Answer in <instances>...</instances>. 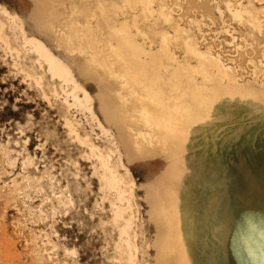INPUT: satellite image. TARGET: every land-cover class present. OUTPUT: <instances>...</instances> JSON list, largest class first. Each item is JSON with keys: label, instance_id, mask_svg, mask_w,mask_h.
Returning <instances> with one entry per match:
<instances>
[{"label": "rangeland", "instance_id": "1", "mask_svg": "<svg viewBox=\"0 0 264 264\" xmlns=\"http://www.w3.org/2000/svg\"><path fill=\"white\" fill-rule=\"evenodd\" d=\"M51 3L53 19L37 0H0V10L20 18L26 32L71 69L91 94L106 130L66 84L51 79L37 84L39 68L29 76L15 50L25 53L29 47L6 15L10 25L0 24V264H128L124 249L117 248L116 201L93 165L99 151L95 157L89 152L93 142L101 150L109 144L116 171L122 173V161L133 175L137 264H191L190 255L198 262L219 255L218 264H264V188L257 186L263 171L258 159L231 154L240 138L253 133L264 139V115L234 143L227 141L232 133L226 127L222 174L220 160L202 171L208 139L200 132L183 134L199 144L192 150L166 143L156 132L140 136L146 129L138 122L135 100L128 97L123 104L119 80L71 51L74 42L62 26L72 18L71 7ZM161 5L170 21L157 29L170 38L174 59L190 69L204 66L211 74L209 86L253 91V101L264 104V0H160L154 7ZM237 9L250 12L255 22L247 14L235 20ZM138 42L157 47L148 38ZM236 121L231 117V126ZM109 155L104 151L103 158L110 160ZM175 157L177 174L160 177L164 162ZM186 180L191 193L183 195ZM215 186L220 195L207 199ZM190 226L196 229L191 232Z\"/></svg>", "mask_w": 264, "mask_h": 264}, {"label": "bare ground", "instance_id": "2", "mask_svg": "<svg viewBox=\"0 0 264 264\" xmlns=\"http://www.w3.org/2000/svg\"><path fill=\"white\" fill-rule=\"evenodd\" d=\"M158 1L160 3V0H37V3L46 14L52 15V19L56 18V9L51 2L70 5L72 18L62 26L68 40L74 42V50L71 51L85 55L97 71L119 80L122 103L126 104L128 97L135 100L138 122L146 129V133H139L140 136L151 137L156 132L166 143L172 142L179 149L194 150L199 144L183 134L200 132L204 139H208V144L201 153L199 168L204 171L209 162L220 160L219 173L222 174L221 158L228 154L223 137L226 127H230L232 133L227 141L234 143L247 128L260 124L264 104L258 99L253 101V91L226 90L219 84L209 86L211 74L204 66L190 69L189 65L174 59L169 52L170 38L167 33L157 29L170 21L162 5L155 9ZM232 13L235 20L242 21L244 14H247L249 20L255 22L250 12L237 9ZM6 15L10 17L11 25L5 19ZM0 16L2 28L7 24L17 29L29 47L25 53L15 49L29 76L35 77L39 68L38 78H34L37 84L43 85L44 79L63 82L75 101L87 107L96 117L91 94L79 83L71 69L42 40L29 35L20 18L2 10ZM121 16H124V21H120ZM139 38L151 39V42L157 43V47L148 49L139 44ZM185 46L188 52L198 56L193 48ZM51 85L48 81L50 91ZM233 116L237 121L231 126ZM96 120L106 130L98 117ZM256 135L252 133L250 138L245 136L237 140V148L231 154L234 152L258 159L256 164L258 170L263 171V176L257 181V186L264 188V139L259 136L254 138ZM96 151L100 155L97 156ZM104 151L110 154V160L103 158ZM89 152L93 157L97 156L93 162L95 170L105 191L112 193L116 201L113 203V221L120 230L117 248L124 249L128 264H137V232L132 224L138 203L131 186L134 183L133 175L122 161H119L122 173L116 171L117 163L111 159L114 151L109 144L101 150L93 142ZM177 162L176 157L165 161L159 176L166 178L177 174ZM181 185L183 195L191 193L188 180ZM220 190L217 186L210 189L206 193L207 199L219 196ZM217 203L218 206L222 204L220 200ZM188 219L190 215L187 213L185 220ZM195 229L190 226L191 232ZM219 260V255L207 256L202 262L195 261L193 255L188 257L191 264H218Z\"/></svg>", "mask_w": 264, "mask_h": 264}]
</instances>
